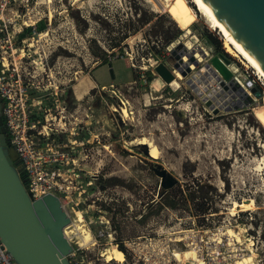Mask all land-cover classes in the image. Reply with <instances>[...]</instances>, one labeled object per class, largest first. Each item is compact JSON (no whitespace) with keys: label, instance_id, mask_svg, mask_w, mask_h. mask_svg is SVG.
<instances>
[{"label":"rangeland","instance_id":"obj_1","mask_svg":"<svg viewBox=\"0 0 264 264\" xmlns=\"http://www.w3.org/2000/svg\"><path fill=\"white\" fill-rule=\"evenodd\" d=\"M44 4L52 23L28 41L30 72L41 94L45 57L65 52L67 60L51 73L67 77L76 57L77 107L69 121L58 120L65 113L55 114L61 108L54 98L41 95L39 108L42 125L53 121L48 148L67 152V159L48 165L59 173L53 181L62 187L58 196L70 217L69 260L264 264V82L257 72L193 0ZM205 32L220 41L219 50ZM196 37L229 60L234 83L190 59ZM183 54L185 66L195 68L179 87L169 85L173 81L156 66L163 64L178 80L173 67ZM56 83L70 93L67 80Z\"/></svg>","mask_w":264,"mask_h":264},{"label":"water","instance_id":"obj_2","mask_svg":"<svg viewBox=\"0 0 264 264\" xmlns=\"http://www.w3.org/2000/svg\"><path fill=\"white\" fill-rule=\"evenodd\" d=\"M204 1L215 18L264 67V0ZM190 59L194 60L193 56ZM210 63L224 80L234 81L227 66L229 60L223 54L213 55ZM107 67L113 79L110 63ZM156 70L166 81L173 79L163 64ZM189 71V66H184L181 73L185 76ZM16 161L18 153L8 142L0 101V241L16 264H72L68 258L72 246L64 235L70 217L54 194L30 198L20 175L22 165Z\"/></svg>","mask_w":264,"mask_h":264},{"label":"built area","instance_id":"obj_3","mask_svg":"<svg viewBox=\"0 0 264 264\" xmlns=\"http://www.w3.org/2000/svg\"><path fill=\"white\" fill-rule=\"evenodd\" d=\"M46 10L47 6L44 4V0H0L2 117L8 132V142L15 147L22 170L26 172L28 180L26 186L32 200L41 198L48 193L56 195L60 200L58 193L61 192L62 187L53 181L54 176L59 173L56 172L55 166L49 167L48 163L67 159V152L62 147L59 149L48 148L49 142L46 140L52 133L49 129H54L53 121L52 119L45 120L42 125V121L39 119V108L41 109L43 100L40 93L42 89L39 87V81L34 82L35 75L30 72L34 59L29 53L30 44L28 41L34 36L39 37L42 33V22L46 23ZM195 40L197 45L192 50L194 55L197 54L200 59L197 60V63L201 62L203 67L219 74L210 63L212 56L217 53L213 52L212 47L200 43L197 37ZM182 49L186 50L183 47ZM185 52L190 54L188 51ZM150 57H152L151 53ZM148 60H153V63L157 62L155 58H148ZM141 61H144V58ZM152 62L150 66L154 67ZM130 65L131 67L136 66L132 61ZM227 66L229 68V64ZM180 67L176 68L180 71ZM138 68L143 70L146 66L139 65ZM190 69L193 71L194 68ZM144 76L145 72L143 71L140 77ZM220 78L223 79L221 75ZM183 79H178V81ZM43 144H46V147ZM43 175L46 178H43ZM0 264H16L1 241Z\"/></svg>","mask_w":264,"mask_h":264},{"label":"flooded vegetation","instance_id":"obj_4","mask_svg":"<svg viewBox=\"0 0 264 264\" xmlns=\"http://www.w3.org/2000/svg\"><path fill=\"white\" fill-rule=\"evenodd\" d=\"M51 11L48 9L47 12H46V23L43 25V28L44 26L46 25H49L52 23V20H51ZM48 30V29H47ZM65 52H61L59 54H53V56L51 55V57H45L43 63L45 64V69H44V73H45V82L44 83V93L41 94L43 96H46V97H50V98H54L55 99V102H58L57 103V106H54L56 109L58 108H61L60 111H58L57 113L55 114H59V112H64L65 114L64 115H59L58 117V120H60L62 117L67 119L69 121V117H70V113L71 111H75L76 110V94L74 92V87H75V84H76V63H75V59L76 57L73 56L72 59L74 61V63L72 64V67H73V70L71 71V69L68 71L70 73V76L67 77L65 74H63L60 70L56 72L57 75H54L52 76V71H53V68L56 67V65H58L60 62V60L62 59L64 61V59L67 60V57L64 56ZM63 64V63H62ZM46 69L49 70L50 72L49 73H46ZM51 79H50V78ZM43 79H44V74L42 76V82H43ZM68 81V86H69V92H66L65 89L61 88L59 89V87L57 86V82H62L61 84H64L65 81ZM65 87V85L63 86ZM43 91V89H42ZM73 92V94L71 93ZM71 98H73L71 100ZM2 104V102H1ZM59 110V109H58Z\"/></svg>","mask_w":264,"mask_h":264},{"label":"bare ground","instance_id":"obj_5","mask_svg":"<svg viewBox=\"0 0 264 264\" xmlns=\"http://www.w3.org/2000/svg\"><path fill=\"white\" fill-rule=\"evenodd\" d=\"M194 4L199 8V11H201L205 18L207 19V21L210 23L211 27H213L214 29H217L218 32L220 33V35L222 36L223 40L227 43L228 47L234 49L248 64L250 67H252L257 74L259 75V77L263 80L264 82V67L230 34V32L215 18V16L212 14V12L210 11V9L208 8V6L206 5L204 0H193ZM208 23V24H209ZM213 30V29H212ZM190 33V32H189ZM199 37V36H198ZM191 42V41H190ZM189 42V43H190ZM194 46L193 45H189L188 49L189 51L192 50L193 47H195L197 45V41L195 40L194 42ZM173 45V44H172ZM177 47V46H176ZM186 49V48H184ZM202 53L204 54V52L202 51ZM194 54V53H193ZM187 55V54H186ZM186 55L179 58V65L178 67H180V71L176 70L177 75L179 76V79H183V75L181 73V70L184 69V64L187 61ZM193 58H195V60H200L198 59V55H192ZM182 59V60H181ZM189 68H195L192 64L189 65ZM174 69H177L176 67ZM173 69V71H174ZM232 71V70H231ZM173 73V72H172ZM220 77V75H219ZM177 78V77H176ZM186 79V78H185ZM173 81V83H172ZM232 83H234V81H230ZM170 85H176V86H180L179 85V81L177 79L174 78L170 81ZM77 93V92H76ZM246 94L244 93V95L241 93L240 97L241 99L245 98ZM125 105V104H124ZM128 110L125 106L122 107V112L124 114V116H128ZM147 145L149 152L151 151V146L148 143H144ZM63 206V205H62ZM75 220V219H74ZM74 225V224H73ZM69 225H66L64 227V235L67 237V230L66 228H68ZM70 229V228H69ZM73 238V237H72Z\"/></svg>","mask_w":264,"mask_h":264},{"label":"trees","instance_id":"obj_6","mask_svg":"<svg viewBox=\"0 0 264 264\" xmlns=\"http://www.w3.org/2000/svg\"><path fill=\"white\" fill-rule=\"evenodd\" d=\"M41 29H43V26L41 27ZM204 37H205L206 41H207L211 46L214 47L215 50H219V49H220V46H221L220 41H219L215 36H213L210 32H208V33L205 32V33H204ZM221 52H222V51H221ZM95 68H96V67H95ZM91 76H92V75H91ZM109 76H110V74H109ZM92 78H93L94 80H96L93 76H92ZM98 84H100V85H104L103 83H98ZM16 164H19V161H16ZM20 175H21V177L25 180L26 185H27L28 180H27V177H26V172L23 171V170H21V171H20ZM204 214H205V213H204ZM118 247H119V246H118ZM119 250H121L123 253H124V251H125V249H124L122 246L119 247Z\"/></svg>","mask_w":264,"mask_h":264},{"label":"crops","instance_id":"obj_7","mask_svg":"<svg viewBox=\"0 0 264 264\" xmlns=\"http://www.w3.org/2000/svg\"><path fill=\"white\" fill-rule=\"evenodd\" d=\"M92 80H94V79L92 78Z\"/></svg>","mask_w":264,"mask_h":264}]
</instances>
